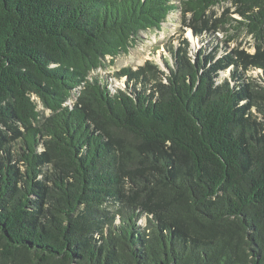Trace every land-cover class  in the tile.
<instances>
[{"label": "trees", "instance_id": "obj_1", "mask_svg": "<svg viewBox=\"0 0 264 264\" xmlns=\"http://www.w3.org/2000/svg\"><path fill=\"white\" fill-rule=\"evenodd\" d=\"M0 264H264V0H0Z\"/></svg>", "mask_w": 264, "mask_h": 264}, {"label": "rangeland", "instance_id": "obj_2", "mask_svg": "<svg viewBox=\"0 0 264 264\" xmlns=\"http://www.w3.org/2000/svg\"><path fill=\"white\" fill-rule=\"evenodd\" d=\"M221 11V8H217ZM182 16L179 11H175L170 15L167 22L163 24L160 30L147 31L140 34L138 41L133 48L129 50L128 54L119 56L115 64L110 69L99 70L96 75L108 76L120 71L123 68L132 67L137 69L143 66L146 62H154L161 70L168 73L167 63L173 65L171 53L168 48L173 45L177 46L179 38L183 34ZM238 36V44L242 43V48L254 52L252 47L253 41L247 38L246 34ZM185 37L189 39L192 45V51L195 53L198 49L204 47L212 50L214 47L220 46V55L227 51V48L234 49L237 44L227 45V35L224 33L216 34L210 37L196 38L190 30L185 29ZM229 73H223L226 77ZM251 77L260 78V73L252 72ZM123 86V83H119Z\"/></svg>", "mask_w": 264, "mask_h": 264}]
</instances>
